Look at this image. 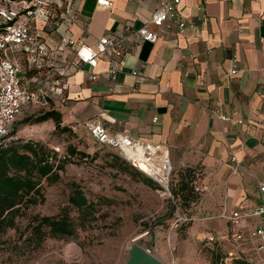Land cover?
<instances>
[{
  "label": "crops",
  "instance_id": "obj_1",
  "mask_svg": "<svg viewBox=\"0 0 264 264\" xmlns=\"http://www.w3.org/2000/svg\"><path fill=\"white\" fill-rule=\"evenodd\" d=\"M60 1L73 4L79 22L31 20L45 55L38 67L29 59L34 51L14 53L22 85L34 90L49 77L53 96L48 109L61 113V125L97 120L112 132L165 144L173 171L193 169L208 183V190L191 202L197 216L189 232L202 240L215 235L238 254L239 245L229 240L228 221L218 215L224 207L245 211L264 202L258 189L264 177V95H257L264 85V0H181L186 19L196 28L159 33L153 43L127 36L121 71L112 79L107 57L101 55L93 69L95 80L87 65L75 63L66 39L94 47L101 36L126 35L125 26H140L158 0H110V6L97 0ZM234 66L237 72L231 75ZM232 152L241 165L234 174ZM255 222L244 221L246 238ZM240 245L247 253H264L252 243Z\"/></svg>",
  "mask_w": 264,
  "mask_h": 264
},
{
  "label": "rangeland",
  "instance_id": "obj_2",
  "mask_svg": "<svg viewBox=\"0 0 264 264\" xmlns=\"http://www.w3.org/2000/svg\"><path fill=\"white\" fill-rule=\"evenodd\" d=\"M0 8L9 10L1 0ZM47 109L21 114L7 142L38 141L55 151L58 148L63 154L68 145H75L79 151H90V155L96 154L97 158L74 155L60 172L59 181L53 184L42 181L43 200L22 207L16 228L0 237V264H125L133 243L149 249L162 264H210L212 245L202 240L204 236L197 237L188 230L197 216L190 203L183 202L181 195L177 196L172 189L173 200L162 195L156 182L146 174L156 185L149 186L105 167L103 156L110 151L94 143L84 131L61 132L52 120L22 122L24 117ZM171 178L177 188L178 172L173 171ZM72 182L81 185L90 200L96 201L100 195L111 202L100 201L101 214L90 224L78 226L73 237L45 235L39 240L38 235L31 232L32 217L56 215L68 207ZM173 201L178 203L177 210ZM71 214L79 224L77 213L72 211ZM224 246V251L230 248L229 243ZM237 255L246 257L250 264H264V253ZM227 261L230 263L229 259Z\"/></svg>",
  "mask_w": 264,
  "mask_h": 264
},
{
  "label": "built area",
  "instance_id": "obj_3",
  "mask_svg": "<svg viewBox=\"0 0 264 264\" xmlns=\"http://www.w3.org/2000/svg\"><path fill=\"white\" fill-rule=\"evenodd\" d=\"M5 1L10 2L11 6H9V10L0 8V11L6 12L0 14V25L3 27L0 31V144L9 137L21 114L48 108L53 96L47 88L50 82L49 77H45L43 83L34 90L24 87L20 77V64L13 57L16 51L24 48L28 52L33 53L34 51V55L30 56L29 59L35 62L38 67L43 64L44 47L39 43V33L31 28V20L36 18L49 20L56 17V20L67 26L79 22L72 3L66 4L60 0H1L2 3ZM21 2H24L22 6H20ZM97 3L106 6L112 5L110 0H97ZM9 21L11 23H8ZM152 27L157 30L152 29ZM186 27L196 28L197 24L186 19L181 0H158L151 15L140 26H125L126 35L101 36L97 39L94 47L83 42H77L72 38H67L66 43L75 53V63L85 64L91 69L89 75L91 80L98 77V73L93 69L97 66L98 58L101 55L107 57V73L114 79L117 73L121 71L120 59L124 52L123 42L127 36H134L140 40L153 43L158 39L159 33L165 34V36L182 34ZM236 72L237 69L234 66L229 74L232 75ZM133 74L136 73L133 72ZM257 95H264V85L257 89ZM211 112L217 115L216 111L211 110ZM217 116L223 120L228 119L223 115ZM69 127L72 130L80 129L86 132L95 143L119 154L134 167L152 178L162 195L173 200L170 185L173 166L165 144L150 145L126 133L112 132L97 120H76L69 123ZM56 150L59 149L56 148ZM230 161L231 172L234 174L241 165L233 152ZM142 165H145L148 171L142 169ZM193 189L198 194L208 190V183L201 180L198 172H196ZM258 189L264 193V177L258 182ZM173 204L177 210L178 203L173 201ZM218 217L228 221L229 230L232 234L229 240L231 244L237 243L239 245L237 247L239 253L245 252L243 247L240 248L241 242L252 243L256 252L264 250V202L245 211H229L224 207ZM250 218H255L256 222L250 228L246 238L242 229L245 226L244 221ZM206 240L214 242L217 238L210 234ZM145 250L151 254L149 249ZM228 255L226 260H231L234 255L238 256L229 251Z\"/></svg>",
  "mask_w": 264,
  "mask_h": 264
},
{
  "label": "trees",
  "instance_id": "obj_4",
  "mask_svg": "<svg viewBox=\"0 0 264 264\" xmlns=\"http://www.w3.org/2000/svg\"><path fill=\"white\" fill-rule=\"evenodd\" d=\"M2 29L3 27L0 25V31ZM48 120H52L55 128L61 132L78 133V131L70 129L68 125H61V113L52 107L38 115L24 117L22 122L40 123ZM12 132L13 130L10 135ZM8 138L0 144V237L9 229L16 228V219L20 215L22 207H28L43 200L42 181H46L47 184L59 181L60 172L64 171L65 165L70 162L72 156L79 154L80 157L87 158L90 155V151H79L75 145H68L66 153L63 154L38 141L12 140L7 142ZM108 150L110 152L103 156L105 167L126 174L131 179L142 180L149 186L156 185L144 175L145 173L119 154ZM90 156L92 159L97 158L96 154ZM178 176L177 188L175 184H172L171 178V189L177 196L181 195L183 202L191 204L199 197V194L193 190L196 172L193 169L185 170L178 172ZM70 186L68 207L63 208L56 215H34L32 217L31 232L33 235H38L39 240L43 239L45 235L73 237L78 226L83 227L85 223L90 224L91 221L98 218L101 214L100 201L106 204L111 202L110 199L100 195L96 201L90 200L84 188L76 182H72ZM72 211L77 213L79 224L71 214ZM207 243L212 245L210 264H250L246 257L236 255L231 258L229 263L226 260L229 257L228 250L224 251V244L221 241Z\"/></svg>",
  "mask_w": 264,
  "mask_h": 264
},
{
  "label": "water",
  "instance_id": "obj_5",
  "mask_svg": "<svg viewBox=\"0 0 264 264\" xmlns=\"http://www.w3.org/2000/svg\"><path fill=\"white\" fill-rule=\"evenodd\" d=\"M125 264H162V262L148 253L138 243H133L129 249V257Z\"/></svg>",
  "mask_w": 264,
  "mask_h": 264
},
{
  "label": "bare ground",
  "instance_id": "obj_6",
  "mask_svg": "<svg viewBox=\"0 0 264 264\" xmlns=\"http://www.w3.org/2000/svg\"><path fill=\"white\" fill-rule=\"evenodd\" d=\"M141 167H142V169L148 171V169H147V167L145 165H142Z\"/></svg>",
  "mask_w": 264,
  "mask_h": 264
}]
</instances>
